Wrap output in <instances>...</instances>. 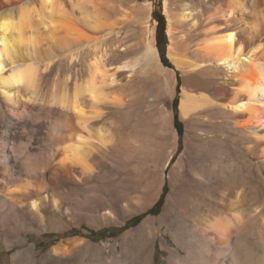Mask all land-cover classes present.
<instances>
[{"label": "rangeland", "instance_id": "rangeland-1", "mask_svg": "<svg viewBox=\"0 0 264 264\" xmlns=\"http://www.w3.org/2000/svg\"><path fill=\"white\" fill-rule=\"evenodd\" d=\"M190 1L168 0V9L175 21L176 40L190 44L192 51L199 40L191 39L192 21L175 20L178 19L176 14ZM215 1L213 3L219 0ZM164 2L149 0L147 4L144 0H127L133 18L120 23L116 32L100 34L98 52L105 56V62H110L111 72H116L126 60L141 57L147 21L154 28L157 45L155 11H161L166 19L167 47L170 45ZM114 13L116 11L111 15L116 18ZM94 53L95 50L85 48L74 62L65 57L58 59L56 71L41 80V95L49 90L60 91L64 86L71 93L77 79L80 83L89 82L92 74L89 65ZM160 63L173 75L171 90L165 92L155 77L141 67L135 71H117L118 81L105 86L110 99L102 104L101 116L94 125L105 129L114 147L103 159L95 156L93 162L97 168L92 177L49 183L44 193L48 196L46 212L36 216L30 209L21 211L17 214L22 222L19 233L8 237L5 231L14 227L18 217L7 212L4 195L0 194V264H147L146 238L141 229L147 219L160 220L165 213L171 229L166 223L149 248L151 264H168L178 244L197 245L202 218L211 206L214 210L220 203L215 191L219 182L222 184L235 177L231 181H236L248 197L264 191V162L249 154L248 144L236 135L229 116L217 111L212 104L191 116H181L179 103L183 88L217 100L216 95L211 94L215 89L208 77L199 80L204 87L201 88L196 79L185 81L186 75L175 69L170 60L164 64L160 58ZM68 76L71 77L69 83L65 80ZM113 98L121 102L115 103ZM29 103L24 104L25 108L30 106L26 108L29 112H23L24 117L19 116V119L11 116L5 103L0 101V160L4 158L5 163L17 168L29 164L17 156L20 149L26 148L33 155L30 162H40L42 151L51 152L56 148L48 130L52 117L40 112L37 103ZM176 110L182 135L175 125ZM47 177H51L50 171ZM165 184L168 188L162 205L155 212L145 214L160 199ZM142 214L145 215L133 221ZM102 229H112L111 237L104 240L92 237V232ZM248 239L255 244L253 238ZM58 246L61 253L54 251Z\"/></svg>", "mask_w": 264, "mask_h": 264}, {"label": "bare ground", "instance_id": "bare-ground-1", "mask_svg": "<svg viewBox=\"0 0 264 264\" xmlns=\"http://www.w3.org/2000/svg\"><path fill=\"white\" fill-rule=\"evenodd\" d=\"M196 1L185 3L175 19L183 23L192 21L191 39L199 40L191 51L190 44L176 40L175 21L165 0L170 36L167 56L174 68L186 75L185 81L196 79L201 84L199 80L207 76L215 89L211 94L217 100L183 88L179 103L181 116H191L212 104L232 119L233 130L248 144L249 154L264 162V0L217 3L198 0L197 5ZM144 3L149 4V0ZM112 11H116V18ZM132 18L127 0H0V101L11 116L21 119L30 107L25 108L24 104L37 103L40 112L52 117L48 130L56 146L51 152L42 151L40 162H30L33 155L26 148L20 149L17 156L29 163L25 168L5 163L4 158L0 160V194L4 195L7 212L17 216L30 209L36 216H42L46 212L48 196L44 193L49 183L92 177L97 168L93 162L95 156L103 159L114 147L105 129L94 124L101 116L102 104L110 99L105 86L118 81L117 71H135L141 67L155 77L165 92L171 90L174 78L160 63L150 22L145 23L147 37L137 60H126L116 72H111L110 62H105V56L98 52L100 34L114 32L120 23ZM85 48L95 50L89 65L92 73L89 82L80 83L77 79L71 93L64 86L58 92L54 89L41 95V80L56 71L58 59L65 57L74 62ZM70 79L68 76L65 80L69 83ZM113 101L121 102L118 98ZM165 114L169 117L167 110ZM231 179L217 184L215 191L220 203L214 210L211 206L202 218L197 245L178 244L168 264H264V191L248 197ZM20 223L18 217L5 236L18 234ZM166 223L171 229L167 213L160 220L147 219L143 224L147 264H151L149 247ZM249 237L255 244L247 241ZM54 251L61 253L59 246Z\"/></svg>", "mask_w": 264, "mask_h": 264}, {"label": "trees", "instance_id": "trees-1", "mask_svg": "<svg viewBox=\"0 0 264 264\" xmlns=\"http://www.w3.org/2000/svg\"><path fill=\"white\" fill-rule=\"evenodd\" d=\"M154 17L158 21V26H157V29H158L157 46H158V49H159L160 58H161V61L164 64H168L169 60L167 58V53H166L167 52V44H168L167 36H166V19H165L164 15L162 14L161 11H159V12L155 11L154 12ZM175 109H177V108L175 107ZM180 124H181V122L179 120V114H178V112L176 110V113H175V125L179 129L180 135H182V132H181V130L179 128ZM179 149H180V147H179ZM167 188H168V186H167V184H165L160 199L145 214H149V213L155 212L157 209L160 208V206L163 203L164 197H165V195L167 193ZM145 214H142V215L134 218L133 221H136V220L140 219V217L144 216ZM123 228L124 227H122L121 229H123ZM111 233H112V229H102V230H99V231H96V232H92L91 235H92V237H98L100 240H104V239H107V238L111 237Z\"/></svg>", "mask_w": 264, "mask_h": 264}, {"label": "water", "instance_id": "water-1", "mask_svg": "<svg viewBox=\"0 0 264 264\" xmlns=\"http://www.w3.org/2000/svg\"><path fill=\"white\" fill-rule=\"evenodd\" d=\"M168 47H169V45H168ZM168 47H167V52H168Z\"/></svg>", "mask_w": 264, "mask_h": 264}]
</instances>
